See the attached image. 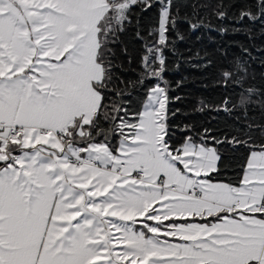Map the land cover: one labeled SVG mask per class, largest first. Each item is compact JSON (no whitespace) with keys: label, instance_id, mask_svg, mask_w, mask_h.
<instances>
[{"label":"snow or ice","instance_id":"obj_1","mask_svg":"<svg viewBox=\"0 0 264 264\" xmlns=\"http://www.w3.org/2000/svg\"><path fill=\"white\" fill-rule=\"evenodd\" d=\"M209 13L264 25V0H0V264H264V121L249 117L264 92L246 62L218 70L222 138L185 126L177 145L170 125L166 51ZM133 21L134 80L116 51ZM224 143L245 150L235 179Z\"/></svg>","mask_w":264,"mask_h":264},{"label":"trees","instance_id":"obj_2","mask_svg":"<svg viewBox=\"0 0 264 264\" xmlns=\"http://www.w3.org/2000/svg\"><path fill=\"white\" fill-rule=\"evenodd\" d=\"M197 2V0H193ZM205 2V0H198ZM156 10L150 9L143 14L141 21V35L148 37V21L156 17ZM212 27H201L196 31L190 30L186 22H179L177 31L183 35L184 40L176 39L175 52L168 50V71L164 74L168 82L169 119L174 136V143L179 145L185 136V126H190L194 133H201L209 129L211 135L222 138L235 123L234 116H229L223 111H216L214 106L220 104L226 91L217 81L220 79L218 70L226 68L236 59L246 62L248 69L247 85L264 92V25L235 24L230 20L220 21L209 13ZM228 28L227 32H221L220 27ZM137 25L135 21L129 25L126 31L120 34L121 44L116 45L117 55L124 64V75L129 79H136L140 70V57L144 52V42L136 36ZM127 48V56L123 48ZM199 53V57H197ZM131 56L132 63H127V57ZM207 67L203 65L208 61ZM156 80H148L145 86L132 92L129 106L131 111L142 110L147 95V87L156 83ZM231 89V83L229 90ZM179 97V99H176ZM200 101H204L208 107H203ZM238 114V113H237ZM249 117L257 121H264V110L259 106L249 108ZM221 154L222 178L235 179L240 174L239 164L245 154L243 148L233 147L224 143L217 145Z\"/></svg>","mask_w":264,"mask_h":264},{"label":"crops","instance_id":"obj_3","mask_svg":"<svg viewBox=\"0 0 264 264\" xmlns=\"http://www.w3.org/2000/svg\"><path fill=\"white\" fill-rule=\"evenodd\" d=\"M142 110H143V107H142ZM142 110H141V111H142Z\"/></svg>","mask_w":264,"mask_h":264}]
</instances>
